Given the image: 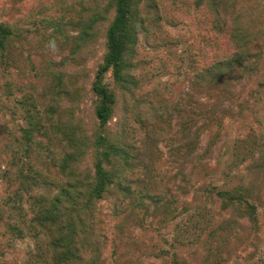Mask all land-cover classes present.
<instances>
[{"label": "rangeland", "instance_id": "rangeland-1", "mask_svg": "<svg viewBox=\"0 0 264 264\" xmlns=\"http://www.w3.org/2000/svg\"><path fill=\"white\" fill-rule=\"evenodd\" d=\"M52 1L0 0V21L21 32L17 45L0 57V264L47 260L44 238L29 227L34 202L18 173L29 164L54 160L56 165L61 154L57 142L44 135L54 93L52 65L66 58L91 70L97 59L73 58L74 33L65 41L48 39L52 30L43 22L54 13L53 5L43 14L37 11ZM191 1L156 0L160 21L139 26L132 94L154 101L158 113L140 123L129 112L125 135L132 163L141 170L135 188L148 189L162 202L150 206L142 227L128 211L111 218L101 204L97 227L106 241L99 264H172L173 256L186 264H264V65L253 81L210 95L192 90L200 60L216 59L225 49L210 31L209 14ZM102 45L101 36L94 44L98 56ZM69 92L66 98H73L75 92ZM85 95L81 107L89 118L91 98ZM176 106L183 107L180 114ZM24 131L32 135L29 143ZM212 187L242 188L255 204L256 219L232 207L222 210L218 198L205 197ZM32 191L53 195L56 190L43 185ZM10 226L23 238L11 235Z\"/></svg>", "mask_w": 264, "mask_h": 264}, {"label": "trees", "instance_id": "trees-1", "mask_svg": "<svg viewBox=\"0 0 264 264\" xmlns=\"http://www.w3.org/2000/svg\"><path fill=\"white\" fill-rule=\"evenodd\" d=\"M155 1L54 0L37 11V15L43 14L53 5L54 13L45 15L43 22L51 27L49 40L58 36L65 41L69 32L74 33L73 58L90 62L97 57L91 70L85 63L77 67V61L66 58L60 66L52 65L54 93L46 109L50 123L44 135L57 142L61 154L56 165L54 160L29 164L25 172L18 173L22 190L34 202L29 227L44 238L47 260L43 264H99L106 241L97 227L101 204L107 206L111 218L128 211L142 227L150 206L162 202L148 189L135 188V174L141 170L132 163L125 135L129 112L140 123L158 113L154 101L140 100L132 94L137 83L132 59L139 43V26L161 19L155 12ZM191 2L209 14L210 31L222 38L225 47V54L218 58L200 60L191 75V89L210 95V91H224L256 79L264 65V0ZM20 36L16 24L0 21L1 58L11 45H17ZM101 36L102 54L98 56L94 44ZM65 84L68 92L61 90ZM70 90L75 96L66 98ZM87 93L91 98L89 118L81 107ZM182 110L175 107L177 114ZM162 111L164 116L167 109ZM38 125L43 127L41 122ZM31 136L24 131L27 143ZM43 185L54 188L55 193L32 191ZM204 193L207 199L218 198L222 210L232 207L256 219L255 204L242 188L212 187ZM9 230L11 235L23 238L17 227L10 226ZM212 242L214 245L215 240ZM171 261L186 264L175 256Z\"/></svg>", "mask_w": 264, "mask_h": 264}]
</instances>
